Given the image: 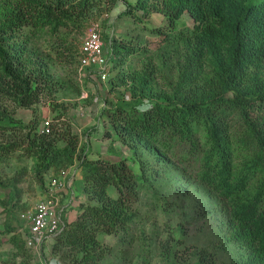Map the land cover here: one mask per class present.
Here are the masks:
<instances>
[{"label": "trees", "instance_id": "1", "mask_svg": "<svg viewBox=\"0 0 264 264\" xmlns=\"http://www.w3.org/2000/svg\"><path fill=\"white\" fill-rule=\"evenodd\" d=\"M121 1L126 10L120 16L151 8L167 21L150 30L158 39L154 48L129 45L127 39L106 44L109 69H119L130 102L103 109L104 134L131 155L89 159L86 147L78 152L76 134L61 133L56 123L40 133L36 120L22 125L9 115L4 100L29 109L52 80L29 51L34 39L83 29L93 2L8 0L0 5V130L20 129L23 145L0 143V159L22 148L34 159L43 188L46 173L78 160L81 195L90 203H80L76 219L53 238L58 264H103L113 250L99 241L101 232L117 237L121 247L127 244L137 217L133 205L143 190L158 184L156 165L179 170L214 194L218 226L242 250L243 264H264V0H137L134 6ZM184 12L192 26L178 29ZM134 56L142 68L132 66ZM172 65L173 79L164 73ZM148 102L150 109L138 110Z\"/></svg>", "mask_w": 264, "mask_h": 264}, {"label": "rangeland", "instance_id": "2", "mask_svg": "<svg viewBox=\"0 0 264 264\" xmlns=\"http://www.w3.org/2000/svg\"><path fill=\"white\" fill-rule=\"evenodd\" d=\"M6 1L0 0V5ZM126 1L133 6L137 2ZM92 2V8L83 15L87 21L83 29L63 28L54 36L46 33L34 39L29 47L39 67L52 78L40 101L29 109L18 108L9 100H4L2 105L22 125L36 120L40 133L49 120L50 124L56 123L61 133L69 131L76 134L78 152L85 151L86 147L89 159L117 160L129 157L131 153L119 142L105 136L108 127L103 122L102 111L129 103L130 95L117 76L119 69H109L104 81L89 71H85L84 77L79 75L81 40L90 24L102 23L105 55L108 53L107 41L113 39H127L129 45L154 48L158 39L151 36L150 30L162 27L167 21L162 14L148 7L146 13L134 9L132 16H120L126 10L121 0ZM76 3L77 0H70V4ZM190 26L189 15L182 13L177 28ZM131 61L136 69L142 68L144 63L138 56L132 57ZM176 70L173 66L171 71L166 69L164 73L173 79ZM56 116L59 117L57 120L54 119ZM8 122L7 118L2 125L6 126ZM22 135L20 129L0 130V143L18 142L23 145ZM33 164L34 159L22 148L0 159V264H58V258L51 251L53 239L44 241L41 247L28 248L23 241V233L17 228L19 215L32 209L45 194ZM130 165L136 174L140 173L136 162ZM73 166L77 170L73 182L67 192L61 194V201L67 209L63 214L65 223V216L68 221L77 217L80 203H90L86 199L84 201V197H81L82 202L79 201L82 181H79L81 172L77 168V159L70 166L60 165L56 171ZM156 168L161 170H158L160 175L155 180L158 184L143 190L140 201L133 205L137 217L131 237H126L127 244L121 247L114 235L98 234L99 241L113 250L103 264H192L197 261L201 264H243L245 256L241 254L242 250L227 241L225 231L218 226L219 206L216 207L213 200L216 196L179 170L161 169V165H156ZM56 171L52 172L55 174ZM52 172L44 175L45 184ZM108 194L112 198L117 196L114 188H110Z\"/></svg>", "mask_w": 264, "mask_h": 264}, {"label": "built area", "instance_id": "3", "mask_svg": "<svg viewBox=\"0 0 264 264\" xmlns=\"http://www.w3.org/2000/svg\"><path fill=\"white\" fill-rule=\"evenodd\" d=\"M101 23H92L81 40L78 49V73L85 76V71L96 70L101 81L106 80L109 63L104 53ZM45 132L49 131V120L44 123ZM76 170L60 169L52 173L45 184L44 196L32 209L19 215L17 228L23 233L25 246L41 247L46 240L53 239L64 228L63 214L66 205L61 201V194L67 192L73 182Z\"/></svg>", "mask_w": 264, "mask_h": 264}, {"label": "clouds", "instance_id": "4", "mask_svg": "<svg viewBox=\"0 0 264 264\" xmlns=\"http://www.w3.org/2000/svg\"><path fill=\"white\" fill-rule=\"evenodd\" d=\"M151 107H152V104L150 102H148V103H142L138 110L141 111V112H143V111H147Z\"/></svg>", "mask_w": 264, "mask_h": 264}, {"label": "crops", "instance_id": "5", "mask_svg": "<svg viewBox=\"0 0 264 264\" xmlns=\"http://www.w3.org/2000/svg\"><path fill=\"white\" fill-rule=\"evenodd\" d=\"M79 173H80V172H79ZM80 180H81V176L79 177V181H80ZM81 181H82V180H81ZM81 181H80V182H81ZM80 187H82V183L80 184ZM72 189H73V187H72ZM71 192H73V190H71ZM64 193H66V192H64ZM78 197H79V199H80L79 201L82 202V201H81V197H83V196L80 195V193H79ZM62 203H63V202H62ZM65 218H66V220H67V221H66L67 223H71V222H73V221L76 219V216H75L73 219H71L70 221H68V219H67L66 216H65Z\"/></svg>", "mask_w": 264, "mask_h": 264}, {"label": "bare ground", "instance_id": "6", "mask_svg": "<svg viewBox=\"0 0 264 264\" xmlns=\"http://www.w3.org/2000/svg\"><path fill=\"white\" fill-rule=\"evenodd\" d=\"M86 71H89V72H91V70H88V69H87Z\"/></svg>", "mask_w": 264, "mask_h": 264}]
</instances>
